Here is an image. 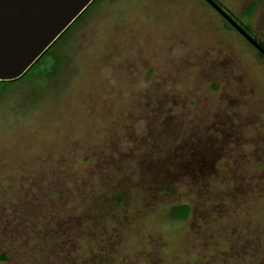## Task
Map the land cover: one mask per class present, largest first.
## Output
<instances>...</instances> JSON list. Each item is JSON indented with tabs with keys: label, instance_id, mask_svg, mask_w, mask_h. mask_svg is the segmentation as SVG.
<instances>
[{
	"label": "rangeland",
	"instance_id": "374dc122",
	"mask_svg": "<svg viewBox=\"0 0 264 264\" xmlns=\"http://www.w3.org/2000/svg\"><path fill=\"white\" fill-rule=\"evenodd\" d=\"M215 1L264 44V0ZM225 21L95 0L0 82V264H264V56Z\"/></svg>",
	"mask_w": 264,
	"mask_h": 264
},
{
	"label": "water",
	"instance_id": "95a60500",
	"mask_svg": "<svg viewBox=\"0 0 264 264\" xmlns=\"http://www.w3.org/2000/svg\"><path fill=\"white\" fill-rule=\"evenodd\" d=\"M93 0H0V80L20 77ZM264 56V47L215 0H205Z\"/></svg>",
	"mask_w": 264,
	"mask_h": 264
},
{
	"label": "trees",
	"instance_id": "16d2710c",
	"mask_svg": "<svg viewBox=\"0 0 264 264\" xmlns=\"http://www.w3.org/2000/svg\"><path fill=\"white\" fill-rule=\"evenodd\" d=\"M95 0H93L86 8H85V10L94 2ZM253 9H254V4H250L248 7H247V9H246V11L247 12H252L253 11ZM84 10V11H85ZM83 11V12H84ZM82 12V13H83ZM81 13V14H82ZM81 14L53 41V43L55 42V41H57L59 38H61L63 35H65L66 33H68L69 32V30H70V28H71V26L74 24V22L81 16ZM225 23H226V25H228V27H230V28H232V26L230 25V24H228L226 21H225ZM243 28L245 29V31H247L248 33H249V29H248V27H246V26H243ZM249 34H251V32L249 33ZM254 38H255V36L253 35V34H251ZM255 39H257V41L260 43V45H262L263 47H264V44H263V42H261V40H259L258 38H255ZM52 43V44H53ZM51 44V45H52ZM250 44V43H249ZM51 45L40 55V57L34 62V63H36V62H38L39 61V59L41 58V56L42 55H44L46 52H47V50L51 47ZM253 47V46H252ZM254 48V47H253ZM255 49V48H254ZM256 50V49H255ZM257 51V53L260 55V56H263L258 50H256ZM33 63V64H34ZM32 64V65H33ZM32 65L29 67V68H31L32 67ZM28 68V69H29ZM28 69L25 71V72H27L28 71ZM24 72V73H25ZM23 73V74H24ZM23 74L20 76V77H18V78H16V79H13V80H0V82H14V81H16L17 79H19V78H21L22 76H23ZM188 212H189V209H188V206L187 205H185V204H180V205H177V206H175L173 209H172V216L174 217V218H178V219H184L186 216H187V214H188ZM4 257V256H3Z\"/></svg>",
	"mask_w": 264,
	"mask_h": 264
}]
</instances>
